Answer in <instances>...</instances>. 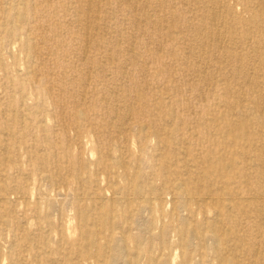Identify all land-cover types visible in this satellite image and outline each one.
Returning <instances> with one entry per match:
<instances>
[{
    "label": "rangeland",
    "instance_id": "rangeland-1",
    "mask_svg": "<svg viewBox=\"0 0 264 264\" xmlns=\"http://www.w3.org/2000/svg\"><path fill=\"white\" fill-rule=\"evenodd\" d=\"M211 1L0 0V264H264V0Z\"/></svg>",
    "mask_w": 264,
    "mask_h": 264
},
{
    "label": "bare ground",
    "instance_id": "bare-ground-1",
    "mask_svg": "<svg viewBox=\"0 0 264 264\" xmlns=\"http://www.w3.org/2000/svg\"><path fill=\"white\" fill-rule=\"evenodd\" d=\"M213 1V0H212ZM211 1V2H212ZM137 3V2H136ZM237 4V3H236ZM160 7V6H159ZM221 7V6H220ZM191 9V8H190ZM160 10V9H159ZM246 11V10H245ZM245 11L244 12H241V14L243 15V16H247V15H249V14H251V12H249V11H246V13H245ZM245 13V14H244ZM215 14V13H214ZM220 15V14H219ZM93 16V15H92ZM225 19V18H224ZM248 23V21L246 22V24ZM206 26V25H205ZM213 31V30H212ZM225 32V31H224ZM212 34V33H211ZM229 40V39H228ZM262 51V50H261ZM237 61V60H236ZM78 117V116H77ZM87 117V116H86ZM86 120H89L88 118L86 119ZM5 150V149H4ZM5 158V157H4ZM11 159V158H10ZM249 159V158H248ZM235 160H237L236 161V164L234 165V166H228L229 168H233V167H235V166H237L238 165V163H240L241 161H238V159H235ZM243 161H247L246 159H244ZM45 170V169H44ZM245 175V173L243 174V176ZM257 178L259 179V183H258V185H261V184H264V169H262L261 171H258L257 172ZM46 179V178H45ZM53 181H54V179H53ZM233 180H227L226 181V184L228 185V186H230V184H231V182H232ZM51 183V182H50ZM183 183V182H182ZM175 184L174 185V187H175V189H180L181 187H182V185H184V184ZM186 185V184H185ZM31 186V185H30ZM46 187V186H45ZM227 190H228V188H226ZM225 189V190H226ZM64 190V189H63ZM225 190H224V192H225ZM73 191V190H72ZM181 191H183V190H181ZM229 191V190H228ZM45 192V191H44ZM56 192V191H55ZM68 192V191H67ZM184 192V191H183ZM43 192H41V194H42ZM53 193V192H52ZM179 193V192H178ZM185 194H186V192H184ZM180 194V193H179ZM44 195V194H43ZM62 195V194H61ZM64 195H65V193H64ZM76 195V194H75ZM65 197V196H64ZM103 197V196H102ZM187 197H189V198H191V194H189ZM264 197V196H263ZM21 198V197H20ZM58 198V197H57ZM66 198V197H65ZM76 198V197H75ZM104 198V197H103ZM112 198V197H111ZM198 198V197H197ZM204 198H206L207 199V197H204ZM105 199H106V197H105ZM127 199V198H126ZM219 199L221 200V203H223L225 206H227V204L228 203H230V207H228V208H230L229 210H231V209H240L239 208V205H240V203H243V202H248L249 203V205H250V201L252 200V205H254V206H256V207H258V211H264V198H262V200L261 201H259V199L258 198H252V199H250V198H248L247 196H245L244 194H242L241 192H240V194H238V192H236V191H233V189H232V191H230V192H228L227 193V196H225V195H223V196H221V197H219ZM52 200V199H51ZM57 201V200H56ZM63 201V200H62ZM127 201H129L128 199H127ZM153 201V200H152ZM151 201V202H152ZM203 201V200H202ZM207 200H204V202H206ZM214 201V200H213ZM263 201V202H262ZM49 202V201H48ZM217 202V201H216ZM87 203V202H86ZM51 204V203H50ZM61 204H63V202L61 203ZM100 204V203H99ZM113 204V203H112ZM198 204V203H197ZM207 204V203H206ZM209 204V203H208ZM127 205V204H126ZM210 205V204H209ZM59 206H60V204H59ZM72 206V205H71ZM249 207V206H248ZM61 208H62V206H61ZM61 210V209H60ZM219 210V209H218ZM79 211V210H78ZM257 211V210H256ZM61 213V212H60ZM79 213H80V211H79ZM263 214H264V212H263ZM61 216V215H60ZM59 216V217H60ZM78 216H80V215H78ZM128 217V216H127ZM134 217V216H133ZM59 219V218H58ZM61 219V218H60ZM59 219V220H60ZM58 220V221H59ZM106 220V219H105ZM79 222V221H78ZM129 222H131L130 220H129ZM128 222V223H129ZM136 222V221H135ZM222 222V221H221ZM115 223V222H114ZM211 223V222H210ZM125 224V223H124ZM131 224H132V222H131ZM59 225V224H58ZM220 225V224H219ZM60 226V225H59ZM124 226V225H123ZM122 226V227H123ZM80 230V229H79ZM123 230V229H122ZM59 231H61V230H59ZM102 231V230H101ZM94 232V231H93ZM60 233V232H59ZM150 234H152V233H150ZM85 235V233L83 234V236ZM95 236V235H94ZM147 236H149V234L147 235ZM55 237V236H54ZM145 237V236H144ZM140 237H138V239H139ZM147 238V237H146ZM101 240V239H100ZM153 240V239H152ZM67 242V241H66ZM143 242V241H142ZM93 243V242H92ZM183 243V242H182ZM144 244V243H143ZM184 244V243H183ZM77 245V244H76ZM106 245V244H105ZM153 245V244H152ZM144 246V245H143ZM200 246V245H199ZM68 247V246H67ZM151 247V246H150ZM150 249V248H149ZM163 249V248H162ZM67 251V250H66ZM73 252V251H72ZM84 252V251H83ZM137 253V252H136ZM147 253H148V251H147ZM165 253H166V251H165ZM164 253V254H165ZM77 256V255H76ZM59 257V256H58ZM136 257V256H135ZM140 257H141V255H140ZM139 257V258H140ZM89 257H86L85 256V258H83V261H86L87 259H88ZM93 258V257H92ZM147 258V257H146ZM77 259V258H76ZM96 259V258H95ZM130 260H132V259H130ZM133 260H135V259H133ZM132 260V261H133ZM161 261H163V260H161ZM157 262V261H156ZM171 262V261H170ZM90 263V262H89ZM130 264H132L131 262H130ZM135 264V263H134Z\"/></svg>",
    "mask_w": 264,
    "mask_h": 264
}]
</instances>
